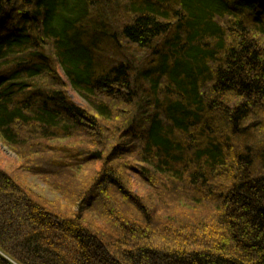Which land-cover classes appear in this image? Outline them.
<instances>
[{"label":"trees","instance_id":"obj_1","mask_svg":"<svg viewBox=\"0 0 264 264\" xmlns=\"http://www.w3.org/2000/svg\"><path fill=\"white\" fill-rule=\"evenodd\" d=\"M0 137L101 163L68 207L0 167V264H264V0H0Z\"/></svg>","mask_w":264,"mask_h":264},{"label":"rangeland","instance_id":"obj_2","mask_svg":"<svg viewBox=\"0 0 264 264\" xmlns=\"http://www.w3.org/2000/svg\"><path fill=\"white\" fill-rule=\"evenodd\" d=\"M68 92L70 93L72 100L77 104L84 107L87 106L86 102L77 93L73 92L71 89H69ZM2 145H5L9 151H6ZM100 166L101 163H96L88 164L84 167L80 166L79 168L81 170H78L77 168H68L63 176H55L50 179L45 177L43 178L34 172H30L28 170V165L24 163L22 159H20L0 137V167L9 173H12L20 184H23L32 191H35L37 194L47 198L53 205H57L58 207H68L72 201L70 195H75V193H78L82 187L89 186V179H92L89 177L96 174V172L99 171ZM77 171H80V174L76 176L75 174ZM130 189L133 190L134 193H138L139 196H143L145 200L147 199L146 201H148L149 206L152 207L158 215L159 213H163L161 211L162 209H166L168 207L162 200L158 199L157 194L155 198V190L152 188V184L146 180L133 178ZM188 209L192 212L189 215L190 217L179 213L181 215L176 219H172V221L179 224L182 223L181 221L184 217L188 219L193 217L191 215H199L200 217L205 211L202 206L197 208L192 204L188 207ZM97 224L99 225L98 221ZM175 227H178V225H175ZM154 229H157V224H155Z\"/></svg>","mask_w":264,"mask_h":264},{"label":"water","instance_id":"obj_3","mask_svg":"<svg viewBox=\"0 0 264 264\" xmlns=\"http://www.w3.org/2000/svg\"><path fill=\"white\" fill-rule=\"evenodd\" d=\"M2 147L6 150L9 151L8 148L5 145H2Z\"/></svg>","mask_w":264,"mask_h":264}]
</instances>
